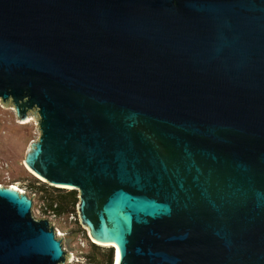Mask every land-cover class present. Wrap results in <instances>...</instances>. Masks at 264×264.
I'll use <instances>...</instances> for the list:
<instances>
[{
  "label": "water",
  "instance_id": "1",
  "mask_svg": "<svg viewBox=\"0 0 264 264\" xmlns=\"http://www.w3.org/2000/svg\"><path fill=\"white\" fill-rule=\"evenodd\" d=\"M0 104L113 264H264V0H0ZM32 197L0 264H65Z\"/></svg>",
  "mask_w": 264,
  "mask_h": 264
},
{
  "label": "rangeland",
  "instance_id": "2",
  "mask_svg": "<svg viewBox=\"0 0 264 264\" xmlns=\"http://www.w3.org/2000/svg\"><path fill=\"white\" fill-rule=\"evenodd\" d=\"M34 119L30 117L26 122H18L13 109L0 104V184L14 185L28 196L34 195L33 215L36 218L49 217L56 235L62 238L64 248L72 253L71 259L65 264H83L82 253L88 250L92 241L88 237L87 230L80 225L77 211H69L53 217L47 214L43 210L46 201L31 185L34 177L40 179L23 164L29 142L39 135Z\"/></svg>",
  "mask_w": 264,
  "mask_h": 264
},
{
  "label": "trees",
  "instance_id": "3",
  "mask_svg": "<svg viewBox=\"0 0 264 264\" xmlns=\"http://www.w3.org/2000/svg\"><path fill=\"white\" fill-rule=\"evenodd\" d=\"M33 180L32 188L46 201V205L43 206L45 212L50 211L55 215H61L76 210L78 203L77 190L54 187L35 177ZM114 252L112 246L104 248L91 242L88 250L82 253L83 264H113Z\"/></svg>",
  "mask_w": 264,
  "mask_h": 264
},
{
  "label": "built area",
  "instance_id": "4",
  "mask_svg": "<svg viewBox=\"0 0 264 264\" xmlns=\"http://www.w3.org/2000/svg\"><path fill=\"white\" fill-rule=\"evenodd\" d=\"M46 213H47V214H50L52 217L55 216V214L52 213V212H50V211H47ZM48 219L51 220L49 217H48Z\"/></svg>",
  "mask_w": 264,
  "mask_h": 264
},
{
  "label": "bare ground",
  "instance_id": "5",
  "mask_svg": "<svg viewBox=\"0 0 264 264\" xmlns=\"http://www.w3.org/2000/svg\"><path fill=\"white\" fill-rule=\"evenodd\" d=\"M15 188H16L17 190H19L18 187H15ZM114 255H115V252H114ZM117 256H118V253L116 252V258H117Z\"/></svg>",
  "mask_w": 264,
  "mask_h": 264
}]
</instances>
